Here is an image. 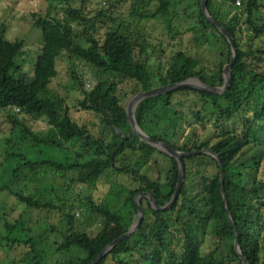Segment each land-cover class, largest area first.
<instances>
[{"label":"trees","instance_id":"1","mask_svg":"<svg viewBox=\"0 0 264 264\" xmlns=\"http://www.w3.org/2000/svg\"><path fill=\"white\" fill-rule=\"evenodd\" d=\"M61 1L66 6L63 19L49 13L32 15L43 37L33 76L17 61L25 41L7 40L5 32L0 35V110L9 111L6 121L12 127L8 137L0 133V170L9 178L1 190L9 192L23 210L58 219L47 239L33 237L30 224L18 220L7 224L0 264H93L137 223L139 196H151L161 208L170 204L180 179L179 163L133 133L125 102L139 93L190 79L222 88L224 70L232 58L230 43L204 15L202 0H196L195 27L218 43L212 67L188 51L173 50L162 39L146 35L144 23L171 15L173 0H115L110 14L88 11L86 0ZM145 1L148 6L156 3V10H143ZM123 6L128 7L130 21L114 16ZM207 8L235 40L237 59L228 90L211 94L188 88L145 100L136 109V121L147 135L183 153L209 150L220 157L239 248L247 264H264V0H208ZM99 25L106 28L103 40ZM193 45L198 49L199 40L193 39ZM167 49L173 55L164 64ZM59 61L67 63L72 81L82 91L78 103L93 115L92 123L76 119L64 98L48 95L59 75ZM77 62L98 74L99 83L92 91L84 90ZM103 76L119 81L103 80ZM169 115L172 118H166ZM208 116L216 117V125L222 128L228 124L234 128L223 130L215 141H202L194 129L200 125L206 130ZM29 118L47 120L50 134L34 133L26 121ZM184 123L193 131L181 142ZM47 151L58 152L62 158L50 157ZM34 153L39 154L35 160ZM135 153L145 168L122 161L126 154ZM151 162L157 168L156 178L150 175ZM184 165L185 181L174 206L158 211L148 197H140L139 229L98 264H243L228 219L218 162L197 154L185 157ZM110 174L129 177L131 184L107 182ZM103 185L118 190L117 200L123 199L128 213L107 204L109 194L96 202L95 194ZM76 188L81 190L78 194ZM76 209L90 215L88 228L78 225ZM19 227L26 236L20 235ZM208 233L214 248L204 254L200 238Z\"/></svg>","mask_w":264,"mask_h":264},{"label":"rangeland","instance_id":"2","mask_svg":"<svg viewBox=\"0 0 264 264\" xmlns=\"http://www.w3.org/2000/svg\"><path fill=\"white\" fill-rule=\"evenodd\" d=\"M86 1L85 7L88 11H91L92 13L105 11L109 14L112 12L110 11V5L115 2V0ZM145 5L146 6H142V9L146 11H154L157 7L156 3H150L148 6V1H145ZM76 6L80 8L82 6V1L78 2ZM65 7L66 6L61 0H52L49 2L43 0H0V35L5 32V38L7 40L14 41L16 39H20L25 41V46L23 47L21 56L17 61L20 65H23L24 72L30 77L33 76V66L37 55L42 50L43 38L41 29L35 27L33 24L32 15L35 13L41 15H46V13H49L52 17L63 19V10ZM127 10L128 7H120L117 14H114V16L116 18L120 17L124 21H130V17L126 13ZM262 13H264V11H262ZM197 18L198 6L196 0H173L171 6V15L161 18L157 21H147L144 23L143 27L146 28V35L151 36L153 39L158 41L159 39H162L165 41V43H169L173 50L188 51L192 57H196L200 59L206 66L212 67L216 58H218V43L215 40H212L211 37H207V35L202 32V29L199 26L195 27ZM75 28L78 32L82 31L83 29V27L78 25H75ZM97 29L99 30L98 35L100 39L103 40L106 34V28L104 25H99L97 26ZM195 32L199 35H196ZM193 39L197 41L199 40L200 47L198 49L195 47V45H193ZM172 49H167L166 59L163 62L164 64L169 62V59L173 55ZM77 65L79 71L78 74L80 75V79L84 84V90L86 92L92 91V89L99 83L100 78L98 74L94 72L91 67L85 64L77 62ZM57 69L59 75L51 84L48 95L52 99L64 98L67 100L70 111L76 119H78L81 123H92V121H94L93 115H90L86 111L82 110L79 106L78 100L80 101L83 99V94L79 87L72 81L67 63L64 61H59L57 64ZM102 79L114 82L119 81L118 78L112 76H103ZM122 88L124 89L125 87ZM132 99L133 98H130L125 102L127 109ZM8 112L0 110V133L2 134V138H4V136L12 130V127L9 126L7 124L8 122L6 121V116L9 114ZM18 112L19 110H15V114H18ZM164 112L165 110L162 111V113ZM166 118H172V116L169 115ZM26 121L28 126L37 135L50 134L52 130V126L45 119L34 121L29 118ZM216 121V117L214 118L212 116H208L204 126L206 130L198 125L195 127L194 132L201 136L202 141H215L218 134L223 130H231L234 128L230 124L222 128L219 125H216ZM182 127L184 133L183 136L180 137L181 142L183 141L184 137L190 135V133L193 131V129H191L187 123H184ZM6 137H8V135ZM14 138L16 139L15 136ZM1 151L2 149H0V152ZM46 153L50 154V157L59 159L62 158V155L58 152L47 151ZM38 156V153H34L32 158L35 160ZM0 161H3L1 157ZM122 161L131 166H137L140 164L141 167H143L145 165L140 156L136 153L126 154ZM153 164V162L150 164V175L156 178L158 177V172L157 168L152 166ZM162 177H165L164 171H162ZM8 180L9 178L7 174L0 170V243L2 237L6 235V225L14 224L17 220L20 223H27L31 225L30 227L33 232V237L47 239L50 232V226L57 225L58 219L55 216L52 217L51 215L48 217L47 214L42 213L41 211L34 212L32 210H23L22 207L15 203L16 201L11 197L9 192L1 190V187L7 183ZM106 181L107 180L104 182ZM113 181L131 184V179L129 177L118 178L116 175L110 174L107 182ZM75 191L76 194H78L81 190L80 188H76ZM108 194L109 197H107V204L109 203L110 206L116 210L118 209L123 214L128 213V209L124 207L125 205L123 199L117 200L119 196L118 190L110 191L109 186L103 185L99 188V191L95 194L96 202L105 200ZM110 196L114 197L113 200L110 199ZM75 215L79 219L78 225L80 228L89 227V214H84L80 212L79 209H76ZM58 227L60 228L61 225H58ZM18 232L21 233L20 235L23 234V236H26L20 227ZM51 236L52 237L50 241L53 242L56 239V235L54 234ZM200 244L202 245L204 254L211 253L214 248V241L212 238H210L209 233L208 235L202 236L200 238ZM1 245L0 253L3 252L1 249L4 248V246L2 248ZM175 250L178 254L180 253V248L178 245H175Z\"/></svg>","mask_w":264,"mask_h":264},{"label":"water","instance_id":"3","mask_svg":"<svg viewBox=\"0 0 264 264\" xmlns=\"http://www.w3.org/2000/svg\"><path fill=\"white\" fill-rule=\"evenodd\" d=\"M207 1L208 0H202V10L204 15L206 16V18L210 21V23H212V25H214L222 35H224L226 37V39L228 40V42L230 43L231 47H232V58L230 63L225 67L224 70V74H225V84L222 88H214L211 87L207 84H204L203 82H201L199 79H190L188 81L179 83V84H174V85H169V86H165V87H159L156 89H153L151 91L148 92H142L139 93L137 96H135L129 103L128 109H127V115L129 118V124L132 128L133 133L138 136L140 138V140L144 143H146L147 145L152 146L153 148L175 158L177 160V162L179 163V167H180V179H179V183L177 186V190L176 193L173 197V200L171 201L170 204H168L166 207L161 208L159 206H157L155 200L149 196V195H141L139 196L138 200H137V205H138V210H139V218L136 224L133 225V227L131 228V230L124 235L123 237L119 238L118 240L114 241L110 246H108L101 254L100 256L94 261L93 264H98L103 257H105L107 255L108 252L111 251V249L113 247H115L117 244H119L121 241L125 240L126 238H129L132 234H134L140 227L142 220H143V210L141 207V203H140V197H148L151 201L152 206L158 210V211H164V210H169L171 209L174 204L177 202L179 196H180V192L181 189L183 187L184 181H185V165H184V158L191 156V155H197V154H206L209 155L211 157H213L219 164L220 166V177H221V182H222V193H223V198L226 204V209H227V213H228V219L231 223V225L233 226L234 230H235V234H236V250L237 253L239 254L240 258L243 261V264H247L248 260L245 258V256L242 253V250L239 248V244H238V239H239V233L237 231L236 225L233 221L232 215H231V211L229 209V205H228V201H227V197L225 195V189H224V165L223 162L221 161L220 157L215 154L212 151L209 150H203V151H194L192 153H183L177 149H175L174 147H172L171 145L167 144V143H163V142H158L155 139H153L152 137H150L149 135H147L143 130H141V128L139 127L137 121H136V109L139 106V104H141L143 101L151 99V98H155V97H159V96H163V95H168L170 93H173L175 91L181 90V89H195V90H200V91H204V92H208L211 94H222L224 92H226L230 86V81H231V72L233 69V66L236 62L237 59V49H236V45H235V40L232 38V36L230 35V33L227 31V29H225L221 24H219L209 13L208 8H207ZM193 81H197V84H193Z\"/></svg>","mask_w":264,"mask_h":264},{"label":"bare ground","instance_id":"4","mask_svg":"<svg viewBox=\"0 0 264 264\" xmlns=\"http://www.w3.org/2000/svg\"><path fill=\"white\" fill-rule=\"evenodd\" d=\"M193 84H197V81H193Z\"/></svg>","mask_w":264,"mask_h":264},{"label":"built area","instance_id":"5","mask_svg":"<svg viewBox=\"0 0 264 264\" xmlns=\"http://www.w3.org/2000/svg\"><path fill=\"white\" fill-rule=\"evenodd\" d=\"M238 6H240V2L237 3ZM90 86V85H89ZM91 87V86H90Z\"/></svg>","mask_w":264,"mask_h":264}]
</instances>
